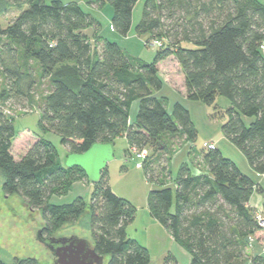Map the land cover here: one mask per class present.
<instances>
[{"label": "trees", "instance_id": "trees-1", "mask_svg": "<svg viewBox=\"0 0 264 264\" xmlns=\"http://www.w3.org/2000/svg\"><path fill=\"white\" fill-rule=\"evenodd\" d=\"M138 1L89 0L97 7L112 4V28L121 36L131 30ZM13 8L20 12L3 27V15ZM99 27L98 18L78 2L0 0V67L5 80L0 100H30L46 86L37 104L39 128L59 134L67 156L95 143L113 145L120 136L128 142L126 155L133 156L130 147H151L157 155L148 151L141 167L146 179L159 186L150 190L148 208L190 253V264H264V253L247 252L264 231L257 209L250 205L254 191L263 188L216 143L198 156L202 172H194L185 161L173 176L174 138L195 141L198 132L188 107L176 101L169 111V99L157 94L163 87L159 63L174 57L184 75L187 100L208 105L215 104L218 95L230 100L223 134L255 172L264 174V2L145 0L136 32L149 35L146 45L162 42L152 62L131 56L117 41L99 35ZM185 42L195 47H184ZM134 101L139 106L131 121ZM16 135L15 117L0 106L2 190L42 213L43 235L55 236L65 223H80L90 231L96 251L108 257L107 264H148L147 248L127 234L137 209L112 190L108 166L94 183L89 204L82 196L53 204L52 195L66 194L79 179L89 181L84 170L64 165L55 145L43 137L15 158ZM0 264L10 263L0 258ZM13 264L40 263L28 256ZM164 264L178 261L169 254Z\"/></svg>", "mask_w": 264, "mask_h": 264}, {"label": "rangeland", "instance_id": "rangeland-1", "mask_svg": "<svg viewBox=\"0 0 264 264\" xmlns=\"http://www.w3.org/2000/svg\"><path fill=\"white\" fill-rule=\"evenodd\" d=\"M52 0H47L50 3ZM64 3L78 2L83 8L94 15L100 21L99 35L112 41H117L131 56L139 57L146 62H152L157 51L156 46L146 45L148 34L139 35L136 26L142 19V11L145 0H139L133 11L132 26L127 36H121L112 28V16L114 8L112 4L105 3L101 7L93 6L89 0H60ZM264 2V0H261ZM18 8L11 9L4 14L1 23L5 27L16 18L19 13ZM185 47H195L194 44L185 42ZM161 73L180 91H183L184 75L175 58L169 57L161 67ZM5 85V80L0 67V93ZM46 86H41L36 90L30 100L11 98L0 100V106L9 116L15 117V127L17 135L14 139L13 155L19 158L30 145L38 138L50 140L58 150L60 161L66 165L68 149L61 143V136L53 131L44 133L39 128L40 111L37 104L40 92L46 90ZM46 93V92H45ZM158 95H167L169 98L168 109L172 111L176 101L182 102L188 107L191 119L197 129L198 136L195 141L184 140L183 137L176 136L173 142L177 153L171 158L172 175L178 170L181 162H190V166L196 167L198 156L204 151L203 143L213 141L225 157L235 161L241 171L260 184L263 191L255 190L250 205L257 210L264 212V174L255 172L250 166L247 158L231 141H229L222 131V125L228 119L226 110L231 102L228 98L218 95L213 105H208L203 101H190L184 98L182 93L165 79L162 89ZM31 104H34L33 106ZM138 101H134L130 110V120L135 121L138 112ZM249 118L246 122L250 123ZM128 147L127 139L118 137L113 144L114 158L108 163V179L112 190L130 202L136 209L134 221L127 227L128 237L135 239L139 244L147 248L149 252L148 264H164L165 256L172 254L176 257L178 264H190V253L181 247L173 239L171 233L156 219H154L148 208V194L151 189L157 188L159 184L150 183L145 176L144 169L138 165L139 159L136 156L126 155ZM152 156L157 152L147 148ZM179 149L183 154L177 155ZM199 162H197V166ZM201 165V164H200ZM202 167V165H201ZM5 177L0 172V258L13 264L16 259L28 256L36 257L40 264H54V256L46 245L40 241L38 232L43 229L45 223L42 213L31 209L22 198L17 195H7L3 192L2 186ZM95 189L94 183L86 179H79L74 182L71 190L63 195L54 194L50 197L53 204H65L72 202L76 197L82 196L89 204L91 195ZM78 235L88 240L91 233L88 228L80 223H65L63 229L55 236ZM260 238L255 241L256 254L262 253L264 247V231L256 235ZM91 241V240H90ZM249 256L253 255L254 248H247ZM264 253V252H263ZM108 257L103 264H107Z\"/></svg>", "mask_w": 264, "mask_h": 264}, {"label": "water", "instance_id": "water-1", "mask_svg": "<svg viewBox=\"0 0 264 264\" xmlns=\"http://www.w3.org/2000/svg\"><path fill=\"white\" fill-rule=\"evenodd\" d=\"M114 158L111 143H95L83 153H70L66 166L80 167L91 183H98L101 172ZM38 237L54 256V264H103L104 256L100 255L90 240L78 235L46 237L42 231Z\"/></svg>", "mask_w": 264, "mask_h": 264}, {"label": "built area", "instance_id": "built-area-1", "mask_svg": "<svg viewBox=\"0 0 264 264\" xmlns=\"http://www.w3.org/2000/svg\"><path fill=\"white\" fill-rule=\"evenodd\" d=\"M150 45L160 47L162 45V42L160 40H153L150 43ZM203 147L207 149H213L215 147V143L214 142H204ZM130 152L133 156H136L139 159L138 165L140 167L142 166L143 161L146 160L149 155L146 149H139L137 147H130ZM256 219L258 220V222L260 223L261 227L264 230V212L262 210L256 211Z\"/></svg>", "mask_w": 264, "mask_h": 264}, {"label": "crops", "instance_id": "crops-1", "mask_svg": "<svg viewBox=\"0 0 264 264\" xmlns=\"http://www.w3.org/2000/svg\"><path fill=\"white\" fill-rule=\"evenodd\" d=\"M261 1V0H260ZM263 2V1H262ZM90 3V2H89ZM91 4V3H90ZM91 5H93V6H95L94 4H91ZM147 40V39H146ZM174 58V57H173ZM167 60V59H166ZM166 60H163V61H161L160 63H159V70H160V75H161V78L163 79V84H164V82H165V79L175 88V90H177L178 92H180V93H182V95L184 96V98H186L187 99V96H186V89H185V84L183 85V88H182V90L183 91H180L179 89H177L176 88V86H174L167 78H166V76H164L162 73H161V67H162V65L166 62ZM159 96H166L167 98H168V96L167 95H159ZM169 99V98H168ZM180 102V101H179ZM133 121V120H132ZM123 137H125V136H123ZM126 138V137H125ZM178 150V149H177ZM177 150L175 149V152L174 153H177ZM179 150H181V151H179V153L177 154V155H180V154H183V151H182V149H179ZM173 155H175V154H173ZM183 162H185V161H183ZM183 162H181L180 164H179V166H178V169H179V167H180V165L183 163ZM197 162H198V160L196 161V167L195 168H193L192 167V170L194 171V172H196V173H199V172H202V167L201 166H197ZM177 172H178V170H177ZM177 172L175 173V175L177 174ZM175 175H173V176H175ZM252 248H254V251H253V253L252 254H256V252H255V247H252ZM263 253V252H262Z\"/></svg>", "mask_w": 264, "mask_h": 264}]
</instances>
